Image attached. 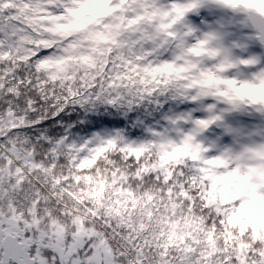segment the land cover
Listing matches in <instances>:
<instances>
[{"label":"snow or ice","instance_id":"snow-or-ice-1","mask_svg":"<svg viewBox=\"0 0 264 264\" xmlns=\"http://www.w3.org/2000/svg\"><path fill=\"white\" fill-rule=\"evenodd\" d=\"M0 264H264V0H0Z\"/></svg>","mask_w":264,"mask_h":264},{"label":"trees","instance_id":"trees-1","mask_svg":"<svg viewBox=\"0 0 264 264\" xmlns=\"http://www.w3.org/2000/svg\"><path fill=\"white\" fill-rule=\"evenodd\" d=\"M138 131V130H137Z\"/></svg>","mask_w":264,"mask_h":264}]
</instances>
